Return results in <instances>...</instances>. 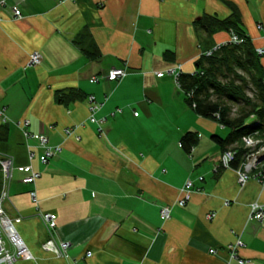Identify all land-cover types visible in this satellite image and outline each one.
Segmentation results:
<instances>
[{"label":"crops","instance_id":"0c3cea01","mask_svg":"<svg viewBox=\"0 0 264 264\" xmlns=\"http://www.w3.org/2000/svg\"><path fill=\"white\" fill-rule=\"evenodd\" d=\"M233 10L254 48L264 49V0H5L0 109L8 120L0 115V155L39 172L25 184L15 169L3 204L9 217L21 216L15 226L34 256L15 264H240L225 248L236 237L243 264H264V220L247 217L250 203L264 205V183L251 177L240 186L232 167L219 166L212 135L229 129L197 114L173 76L155 74L177 64L193 72L204 50L229 38L200 20ZM35 51L42 59L29 66ZM259 62L264 75V53ZM114 67L126 74L110 81ZM70 88L82 97L56 99ZM87 95L101 103L100 125L89 120ZM22 119L61 146L57 156L41 162L36 140L16 125ZM188 131L197 135L190 152L180 145ZM187 180L190 199L173 205ZM165 204L173 205L167 220L159 213ZM39 212L55 214L54 237L70 242L67 256L42 249L48 235Z\"/></svg>","mask_w":264,"mask_h":264},{"label":"trees","instance_id":"16d2710c","mask_svg":"<svg viewBox=\"0 0 264 264\" xmlns=\"http://www.w3.org/2000/svg\"><path fill=\"white\" fill-rule=\"evenodd\" d=\"M200 26L207 32L225 29L242 38L240 43L226 42L210 56L201 55L193 72H180L177 76L187 104L197 114L212 117L229 129L225 137L213 134L212 139L222 151L235 152L230 162L234 168L248 152L242 141L245 135L258 131L260 143L257 147L264 145L262 66L250 37L238 26L235 10L223 19L203 16ZM249 91L251 95H248ZM81 97L82 93L75 88L56 92V99L61 102ZM196 142L197 135L191 131L180 138V145L186 152H190Z\"/></svg>","mask_w":264,"mask_h":264},{"label":"built area","instance_id":"2783aa9c","mask_svg":"<svg viewBox=\"0 0 264 264\" xmlns=\"http://www.w3.org/2000/svg\"><path fill=\"white\" fill-rule=\"evenodd\" d=\"M5 5V0H0V6ZM9 11L12 14V17L19 19L22 17L21 11L18 7L11 5L8 6ZM258 28H262L260 24L257 25ZM264 37V34H263ZM226 42L230 43H240L242 38L239 37L234 32H229V38L225 42H219L212 47L204 50L201 55L210 56L215 50ZM255 51L258 55L264 53L262 47H256ZM42 55L35 51L30 54L28 59V65H37L40 63ZM181 72V64H177L172 67H168L161 71H156V76L170 75L173 76L177 83L178 73ZM126 70L121 67H114L107 71L105 77L106 79L113 81L118 80L125 76ZM97 76L93 75L90 78V81H97ZM178 85V83H177ZM179 86V85H178ZM263 89H264V78H263ZM88 101V111H89V120L96 122L98 125L102 124L105 121V117L96 118L94 116L95 112L99 109L100 104L95 100L93 95H87ZM0 115L4 121L8 119L3 114V110L0 109ZM16 125L21 129L25 139H34L36 140V147L40 150V160L42 163H47L50 159L57 156L60 152V145H52L48 143V138L44 134L34 133L28 129L29 120L22 119L16 121ZM100 127V126H99ZM65 133H70V129H64ZM243 145L248 149V152L244 155L242 161L238 164L237 167H234L236 173V180L240 186L245 185L251 177L257 178L260 183H264V159L258 161V157L264 153V145L257 147L260 143L258 131H253L242 138ZM32 152L29 151V157H32ZM235 152L233 150L227 149L221 151L219 158V166L222 168L231 167L230 162L233 160ZM24 172V176L21 181L25 184H34L36 178L39 176V172L32 169L31 166H18L13 165V160L11 156L0 155V264H15L17 260L31 261L34 260V256L30 249L27 247L22 237L16 229V224L21 220V216L17 215L16 217H9L3 207L4 201L8 200V188L10 180L13 176L14 170ZM191 187L192 181L187 180L184 186L181 189L182 195L176 200L173 204L179 206L184 205L191 197ZM30 198L33 202H37L36 193L34 188L29 190ZM225 204L227 202L225 201ZM172 204H165L160 207L159 213L163 220L170 218V212L172 209ZM40 219L42 220L48 238L42 242L41 247L44 251L50 252L56 257L67 256L68 249L70 247V242L66 240H56L54 237L55 231V214L51 212H39ZM214 216V213L207 214V218L210 219ZM248 219H254L257 221L264 220V205L256 201L250 203L248 210ZM243 246V242L240 237H236L232 242L228 243L225 248L228 253L229 258L237 259L238 263L243 264L248 261L246 258H242L239 255V248ZM216 250L210 248L209 252L214 253ZM91 255L90 251L85 253L86 257Z\"/></svg>","mask_w":264,"mask_h":264},{"label":"water","instance_id":"95a60500","mask_svg":"<svg viewBox=\"0 0 264 264\" xmlns=\"http://www.w3.org/2000/svg\"><path fill=\"white\" fill-rule=\"evenodd\" d=\"M264 159V153H262L259 157H258V161H261Z\"/></svg>","mask_w":264,"mask_h":264},{"label":"rangeland","instance_id":"374dc122","mask_svg":"<svg viewBox=\"0 0 264 264\" xmlns=\"http://www.w3.org/2000/svg\"><path fill=\"white\" fill-rule=\"evenodd\" d=\"M24 241V240H23Z\"/></svg>","mask_w":264,"mask_h":264}]
</instances>
